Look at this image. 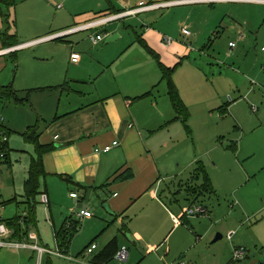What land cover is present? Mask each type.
<instances>
[{"label": "crops", "instance_id": "obj_1", "mask_svg": "<svg viewBox=\"0 0 264 264\" xmlns=\"http://www.w3.org/2000/svg\"><path fill=\"white\" fill-rule=\"evenodd\" d=\"M55 1H41L44 8L40 10L38 28L32 31L35 39L25 40V31H19L15 26V20H17L15 6H6L9 11L5 12L7 16L5 18L3 10L5 0H0V51L17 48L21 45H26V49H32L37 47L38 44L42 47L40 49L43 51L44 56L49 58L48 60L59 61L63 64L61 62L62 58L57 53L58 49L62 52L63 58L66 59V64L68 63L65 68L53 69L50 74H46L43 79L45 85L38 87L42 91L58 94L54 99H51L52 106H42L40 109L42 120L51 125L50 130L42 132L40 125L35 127L29 121L19 122L20 116L28 117V115L22 114H18V117L5 116V119H3L5 122L0 123L10 136L9 161L5 166V171H13L14 150L10 146V141L12 133L19 124H23L22 127L27 125L26 128H29L22 136L27 144L33 146L35 152L34 156H31L25 182L30 177L29 172L32 164L39 158L42 151L40 149H43L45 175L43 174L40 177L38 195L35 197L36 220L34 223L23 224V229L28 230L29 235L36 234L37 241H32L29 237H25L23 241L32 244L37 243L40 248L43 247L54 253H60L58 256L42 255L41 258L35 250L5 249L9 252L10 264H26L32 261L36 262V260L40 261V264H55L58 262L59 264H67L58 259L70 262L68 264H79L78 257L86 255L93 258L96 253L103 250L97 255L99 256L113 241L117 243L118 252L121 248L128 247L127 243L121 240V237L126 236L128 233H130L127 237L128 241L142 243L144 236L134 226L128 212L135 204L149 196L151 202L145 209L147 227L140 226L144 231L151 230L153 232V230H158L166 220L173 221L176 225L175 229L180 231L181 224H186L191 219H185L187 211L196 205H203L211 214L212 209H209L206 194L210 196L212 193L217 195L212 175L210 177L208 175V178H210V192L204 193V202L201 201L202 196H200L199 190H192L189 187L188 190L191 191L190 194L193 199H198L194 203L189 202L188 206H179L181 212H177L178 215L171 211L163 201L167 193L165 189L162 190L163 183L166 181L162 175L164 172H168L165 177L174 175L168 170V166L165 167L164 165L162 167L159 164L158 157L155 154L163 149L166 151L172 148L174 137H171V134L175 128V121L179 120L169 96L168 82L164 80L165 70L172 71L173 78L178 75L176 85L175 83L174 85L179 90L180 97L183 98V86L189 92L192 102H185L192 113L200 115L196 117L194 125L204 124L208 130L213 131L214 138L216 135V138L222 137V139H225L221 145L215 142L214 147H217V150H222L226 155L229 151L232 152L235 155L236 164L243 167V171L246 162L252 163L253 169L255 167L264 168V103L263 107L261 105V108L258 109L257 124L254 125V128L248 130L247 118L249 116L244 113L243 108L248 114L249 112L244 99L247 101L253 98L254 93L249 91L244 96L238 95V92L241 91L239 85L241 73L237 71L236 65L230 70V76L234 77L236 75L237 86L235 87H237V91L230 88L219 89L216 92H212L210 89H195L196 92L192 93L193 87H203L205 84L193 81V70L196 69L201 72V68H192V64L189 63L195 49L193 44H189L188 41L190 40L185 39L191 37H185L182 34V29L188 28L192 33L191 36L196 37L195 42L202 46L206 36L209 35L206 31L212 25L211 22L204 25L200 21L201 16L205 13L206 6L231 5L232 16H235L237 6L248 7L250 11L253 7H257L260 8L259 13H264V4L239 1L191 2L163 7L159 10L144 11L137 16H129L100 26L97 29L72 34L64 39L52 40V42H39L32 45L37 40L82 26L98 18L137 9L142 3L152 5L190 0H63L65 7H62V9L64 8L65 12L63 14L57 12L51 18L49 11H53L52 3L56 6L57 2ZM162 13L165 14L161 16ZM224 15L223 12L218 14L215 18L216 21L218 22ZM160 21L163 25L162 28L155 24ZM6 24L11 26L7 32H5ZM139 26L140 28H138ZM130 31L134 33L133 36ZM98 34L107 35V37L95 45L90 38L98 36ZM116 34L119 37L114 43L107 44L106 40ZM214 35L218 37L219 33L214 32ZM78 36L84 37H80L82 39L78 40L76 45L70 39ZM165 38L171 39L173 43L167 45L164 42ZM24 49L17 48L11 54L0 57V75L5 74V71H9L8 79L10 81L14 75L17 77L18 74L19 76L18 66L20 64H15L18 60H16V56ZM237 49L238 46L231 48L232 56L237 55ZM8 56L13 57L15 63L5 61ZM75 57L79 58L78 63L73 62ZM154 64L159 70L156 73L150 69V66L154 68ZM182 69L186 70L183 74H181ZM223 76L224 71L221 73V78ZM163 82H165L166 88L161 86ZM232 87L234 88V86ZM38 88L31 89L34 92ZM26 90L29 91L28 88L15 90L13 84L0 86V99L14 100L17 106H25L29 103V92H27L26 97L22 98H19L18 93ZM3 91H5V95L2 94ZM233 91L234 94L231 93ZM191 116L193 117V114ZM28 118H30V115ZM33 129H36L33 135L38 140V144H33L25 136L27 133H31ZM165 131L170 133L168 140L160 142L158 148H155V140L162 139ZM241 133H243V136ZM232 140L234 141L232 142ZM117 141L119 145L113 148L111 152H99V149ZM228 141H231L233 147L228 145L230 143ZM220 146H223L224 149ZM202 148L203 154L207 153L206 148L203 146ZM198 149L201 148L194 145L189 151L190 156L193 157L191 165L196 161V163L198 162L197 167L205 166V163L197 160L199 157ZM258 155L261 156V159L258 158L256 162L254 160L257 159ZM199 162L201 163L199 164ZM257 170L254 169L255 174ZM255 174L246 172L245 175L244 171L243 177L228 175V182L231 184L229 187L230 192L237 193L240 191L245 181ZM42 182L45 183L43 187ZM181 186L185 189L186 184H181ZM73 192L77 193L79 198L70 197ZM175 193H179V191ZM168 194L175 195L172 192H168ZM15 200L18 201L17 198ZM95 203L108 205L111 212L104 208L110 217L103 212L100 213L103 217L102 220L96 219L94 210H97V208ZM243 203L242 205L241 203L236 205H240L243 213H245L244 207L248 210V207H251L254 217H248L246 222L241 223L242 226L243 223L245 225L249 223L251 228L247 233V237L236 244L234 249L244 247L246 251L251 253L252 250L259 251L261 247L263 254L264 216L259 219L255 216L264 212V200L259 204L255 195H248ZM22 205H25L26 211L29 207H32V205H27L26 198ZM82 210H89L94 213V216L88 219L80 218L78 214ZM11 218L8 220H13ZM112 218H114L117 229H114L113 234H104L103 232L106 231L104 226ZM260 219H262L261 222H259ZM234 221L236 222L234 223ZM70 222L75 223L78 230L70 240H66L70 244L69 247H65V243L60 241L58 233L66 230ZM236 223H238V220H233L231 226L236 227ZM82 224L84 229H81L82 231L78 233ZM154 225H157L158 228ZM150 235L153 236L152 233ZM83 237L88 239L87 248L76 257L69 256L70 252L73 254L79 252L77 241L82 240ZM93 244L98 245L97 250L87 254L88 248ZM148 246L149 252L158 255L160 250L156 247L157 245L150 244ZM96 257H94L92 264H95ZM114 260L112 259L104 264H109ZM182 260L174 264H179ZM159 261L163 262V259L159 258Z\"/></svg>", "mask_w": 264, "mask_h": 264}, {"label": "rangeland", "instance_id": "obj_2", "mask_svg": "<svg viewBox=\"0 0 264 264\" xmlns=\"http://www.w3.org/2000/svg\"><path fill=\"white\" fill-rule=\"evenodd\" d=\"M41 1L43 0H13L12 5L16 8L17 19L15 20V26L19 31H25V40L35 39L32 31L38 28L37 24L40 19V10H43L44 8ZM55 2H57L56 6L52 3L53 11H49V16L51 18L57 12L62 14L65 12L64 8L62 9V7H65L64 1L56 0ZM58 4H62L63 6ZM3 8L4 14L9 11L5 5H3ZM259 9L260 8L253 7L250 11L248 10V7L237 6L235 8L236 14L235 16H232L231 5L221 7L206 6L205 13L201 16L200 21L204 25H206L207 22H211L212 25L208 27L207 31L205 30L209 35L206 36V40L203 42L204 44H202V46L198 45V43L195 42L197 39L194 36H191V38H185L190 40L188 41L189 44H193V48L195 49L191 62L189 63L192 64V68H201V72L196 69L193 70V81L204 83L205 85L208 83L206 86L203 85V87H193L192 93L196 92L195 89H210V91L216 92L219 89L224 90L230 88L231 90L237 91L238 89L235 87L237 86L236 75L234 77L230 76V70L236 65L237 71L241 73V78L239 80L241 91L238 92V95L244 96L249 91L254 93L253 98H250L247 101L244 99L249 112L248 114L243 108L244 113L249 116L247 118L248 130H251L254 128V125L257 124L256 118L259 116L258 109L261 108V105L263 107L264 103V13H259ZM222 12L225 13V15L217 22L215 18L218 14H222ZM165 13H162L161 16ZM5 18H7L6 14ZM155 24L158 25L159 28H162L163 26L161 21ZM10 28L11 26L6 24L5 32L10 30ZM138 28H140V26ZM130 32L133 36L134 33L132 31ZM214 32L219 33V36L215 37ZM84 36L86 35L84 34ZM80 37L82 36L72 37L70 40L77 45L78 40L83 38ZM230 42H234L238 46L236 51L237 55L235 56H232ZM36 46L37 47L32 49L25 48L20 51L16 56V60L18 59L17 63L13 62L14 59L11 56L5 58V61L20 64V66H18L19 76L18 74L17 77L14 75L10 81L8 79L9 71H5V74L0 75V86L13 84L15 90L28 88L29 91H20L18 96L19 98L26 97L27 92H29V103L20 107L16 105L13 99V101L0 99V123H2V121L5 122L3 119L8 115L16 117H18V114L28 115V117L30 115V118L20 116L19 122L22 123L29 121L35 127H39L40 125L41 131L46 132L50 130L51 125L46 124L42 120L40 109L42 106H52L50 103L51 99H54L58 94L42 91V89L38 87L45 85L43 84V79L46 74H50L53 69H59L61 67L65 68L66 65L68 66V63L66 64V59L63 58V54L60 50L57 49V53L60 58H62L61 62H63V64L59 63V61L48 60L49 58L44 56L43 51L40 49L42 47L38 44ZM150 69L155 73L156 71H159L156 64H154V68L150 66ZM185 71V69H182L181 74ZM223 71L224 76L221 78V73H223ZM177 77L173 78L175 85ZM161 86L166 88L165 82H163ZM232 86H234V88ZM31 88H38V90L33 92V89ZM234 91L231 93L234 94ZM181 100L184 101L189 116L193 114V117L191 116L192 118L188 120V129L186 127L187 125L184 124L183 119L176 120L174 123L175 128L172 130L171 134V137H174L172 148L166 151L163 149L155 154V156L158 157L159 164H161L162 167L164 165L165 167L168 166V170L174 175L172 177H165L168 172H164L162 175L163 179L166 180L163 183L162 190L165 189L167 193L165 194L163 201L171 211H174L178 215V213L181 212L179 206H188L189 202L194 203L198 199H193L188 187L192 190H198V185L201 187H204L203 184L207 185L206 174H199L200 166L197 167L198 162L196 163L195 161V163L191 165L193 157L190 156L189 151L195 145L197 148H201L198 149L199 157L197 160L205 163L203 169L207 171L209 177L212 175L214 178L217 195L213 193L211 196L206 194V200L209 204V209H212V212L208 216H196L189 219L186 224H181L180 231L175 229L176 225H174L173 221L169 220H166L164 225L158 230H153V232H151V230L144 231L140 226L147 227L145 209L149 206V202H151L150 196L144 198L142 201L135 204L128 212L134 226H136L137 230L144 236L143 242L128 241L127 237L130 233L126 234V236H122L121 240L126 242L130 249L129 250L128 247H126L130 252L131 259L127 262H122L119 260L117 261L115 258V260L109 264H174L182 259L186 260L187 263L189 262V264L264 263V253L262 254L263 249L261 247L259 248V251L252 250L251 253L246 251L247 256L242 261H235L233 255L235 250L234 247L247 237V233L251 228L249 223H246V225L243 223V226L241 223L243 221L246 222L248 217H254L251 207H248L249 210L244 207L245 213H243L240 205L238 206L236 204H244L243 201L247 199L248 195H255L257 202L259 204L262 203V200H264V168L257 167V170L255 167L254 169L257 170V173L255 174V171L251 166L252 163L249 164V162L245 161V175L246 172L255 175L245 181L240 191L237 193H231L229 188L231 184L228 182L227 176L235 175L239 177L240 175L243 177V167L236 164L235 155H233L232 152L229 151L228 155H226L222 150H217V147H214L215 142L221 145V143L225 141L224 138H216V135L214 138L213 131L210 129L208 130L204 124L200 123L194 125L196 117H199L200 115L192 113L191 109L187 106L186 102L191 103L192 101L189 92H187V89L184 86L183 98L181 96ZM22 126L23 124H19L17 126L18 129L15 128V131L11 135L10 146L14 150L13 171L6 170L0 184V199L3 203H6V210L2 211L1 215L4 219L6 217V220L10 217H12L11 219H15L17 216L23 215L26 211L25 205H22L24 204L25 199L24 182L28 175L31 156H34L35 152L33 151V146L27 144L22 136V134H24L29 128H26L27 125H24V127ZM241 135L243 136V133H241ZM169 136L170 133H168V131L163 132V138L155 140V148H158L160 142L168 140ZM233 141L234 140H232V142ZM228 142H230L228 145L232 146L231 141ZM145 143L147 144V141ZM202 146L206 148L207 153L203 154ZM259 156L260 155H258L257 159L254 161L257 162L258 158L261 159V156ZM200 163L201 162H199V164ZM217 179L220 183L217 182ZM44 184L45 183L42 182V187ZM181 184H186L185 189ZM187 190L189 192H187ZM177 191H179V193H175ZM168 192H172L175 195L171 196ZM16 198L18 201L15 200ZM204 199L205 195L202 194L201 201L204 202ZM95 205L97 208V210H94L96 219L102 220L103 217L100 213L104 212L108 215L104 208L105 206L102 205V203H95ZM39 207H41V205H39ZM263 216L264 212L255 216V218L259 219ZM233 220H238L236 227L231 226ZM248 221H250V219H248ZM261 221L262 219H260L259 222ZM235 222L236 221H234V223ZM154 226L158 228L157 225ZM83 227L84 225L82 224L78 233L82 231L81 229H84ZM104 227L106 228V231L103 232L104 234H113L114 229H117L114 224V218H112V220ZM150 233H152L153 236L150 235ZM230 233H233V239L228 238ZM218 235H222L223 238L216 242L215 238ZM87 241L88 239L86 237L77 241L78 249H80L79 252H77V254L70 252L68 255L76 257L79 253L83 252V250L87 248ZM150 244L157 245L156 247L160 250L158 255L157 253L152 254L153 252L148 251V245ZM102 251L103 250L96 253L93 258H89L86 255H84V257H78L79 264H92L94 257ZM157 256L162 258L163 262L159 261ZM8 257H10V255L7 250H0V264H10ZM58 260L67 264L70 263L61 259ZM15 262H17V260H15ZM26 264H40V261L36 260V262L32 261L31 263L29 262ZM55 264H59V262Z\"/></svg>", "mask_w": 264, "mask_h": 264}, {"label": "built area", "instance_id": "obj_3", "mask_svg": "<svg viewBox=\"0 0 264 264\" xmlns=\"http://www.w3.org/2000/svg\"><path fill=\"white\" fill-rule=\"evenodd\" d=\"M221 1H231V2L239 1V2H244V3L256 2V3L264 4V0H190V1H175L174 3H160V4H152V5H146L145 3H142V4H140V7L137 9L135 8V9H131L125 13L98 18L94 21L85 23L82 26H79L76 28H71V29H68L67 31L52 34V36L41 39L39 41L37 40V42H34L32 45H35L39 42H52V40L64 39V38H66L72 34L83 33V31H90L93 29H97L100 26H103V25H106L109 23H113L114 21H117V20H122V19L128 18L129 16H137V15L143 13L144 11L159 10L160 8H163V7L183 5V4H187V3H191V2L217 3V2H221ZM182 34L185 37H191L192 33L190 32V30L188 28H183ZM106 37H107V35L98 34V36H92L90 38V40L96 45L99 42L103 41ZM164 40H165L164 42L167 45H171L173 43V41L169 38H165ZM236 46L237 45L235 43L230 44L231 48H235ZM17 48L23 49V48H26V45H21ZM17 48H12V49L0 51V57L11 54L15 50H17ZM73 62L78 63L79 58L78 57L73 58ZM254 111H255V109H254ZM9 137L10 136H9V133L7 132V130L0 125V184L3 180V175L5 173V166L7 165L8 161H9V153H10L9 152L10 151V149H9L10 138ZM56 138H58V137H56ZM117 145H119L118 141L114 142L111 145L104 146L103 148L99 149V152L100 153L101 152L109 153L113 150V148L117 147ZM70 197L79 198L78 194L74 193V192L71 193ZM4 210H6V203H3L0 199V250H3V249H13V250L30 249V250L37 251L41 258H42V255H57V256L60 255L59 252L54 253L50 250H47L46 248H43V247L40 248L37 243L32 244V243L26 242V241L14 240L12 238V235H13L12 229H10L8 227V225L5 222L4 217L1 215V212ZM23 215H26V214L24 213ZM208 215H209L208 209H205L201 205H196L195 207H193V208L189 209V211H187V213L185 215V219L193 218L196 216H208ZM78 216L80 218L88 219V218H92L94 216V214H93V212H91L89 210H87V211L82 210V211H80ZM72 224H73V222L68 223V227H71ZM28 237L32 241H37V236L35 233L30 234ZM228 238L232 239L233 233H230L228 235ZM97 248H98V245L93 244L91 247L88 248L87 254L93 253L95 250H97ZM233 255H234L235 261H242L247 256L246 249L244 247L236 249L234 251ZM116 258L119 261L127 262L130 258L129 257V250L126 247H123L117 253ZM179 264H189V263L182 260V262H180Z\"/></svg>", "mask_w": 264, "mask_h": 264}, {"label": "trees", "instance_id": "obj_4", "mask_svg": "<svg viewBox=\"0 0 264 264\" xmlns=\"http://www.w3.org/2000/svg\"><path fill=\"white\" fill-rule=\"evenodd\" d=\"M12 4H13V0H5V6H12ZM172 76H173L172 71L165 70L164 80H166L168 82L170 99L173 102V106H174V109L177 113V116L179 117V119H183L184 124L187 125L186 123H188L189 122L188 120H190V116L188 114V109H187L186 105L184 104V102L181 100L179 90L174 85ZM4 93H5V91L2 92L3 95H5ZM15 98L17 99V97H15ZM186 127L188 129V125ZM35 131H36V129H33V130H31V133H27L25 136H26L27 140L32 141L33 144H36V143L38 144V140L35 139V136L33 135V132H35ZM41 150L43 151L42 148L40 149V151ZM42 151L40 152L38 160L32 164L31 170L29 172L30 177L25 182V192H24L25 195L24 196L27 199V205L28 206L32 205V207H29V209L27 211H25L26 215L17 216L15 219H13L11 221L5 220L8 227L10 229H12V231H13L12 238L14 240L23 241L25 237L27 238L29 235V233H28L29 231L23 229V224L27 225V224H30L32 222L34 223V221L36 220V211H35V205H36L35 199L36 198L35 197H36V195H38L37 190H38L39 183H40L39 182L40 177L43 174L45 175V167H43ZM204 167L205 166H200L199 174H202V173L206 174L207 185L203 184L204 187L200 186L197 188L200 192V196H202V194H204V193L210 192L209 191V189H210L209 188L210 178H208L207 172L203 169ZM201 206H203V205H201ZM77 230H78L77 226L75 225V223H73L71 227H68L66 230L58 233V237H59L60 241L65 243V247H69L70 243H67L66 240H70L73 237V235L77 232ZM117 252H118L117 243H116V241H113L104 250V252L102 254H100L99 256L96 257V259L94 260V263L95 264L107 263V262L111 261L112 259H115L114 257L116 256Z\"/></svg>", "mask_w": 264, "mask_h": 264}, {"label": "water", "instance_id": "obj_5", "mask_svg": "<svg viewBox=\"0 0 264 264\" xmlns=\"http://www.w3.org/2000/svg\"><path fill=\"white\" fill-rule=\"evenodd\" d=\"M118 37H119V35L116 34V35H114V36L108 38V39L106 40V41H107V44L114 43V41H115ZM105 208H106L108 211H110V208H109L108 205H106ZM110 212H111V211H110ZM222 238H223L222 235H218V236L215 238V241L217 242V241L221 240Z\"/></svg>", "mask_w": 264, "mask_h": 264}]
</instances>
